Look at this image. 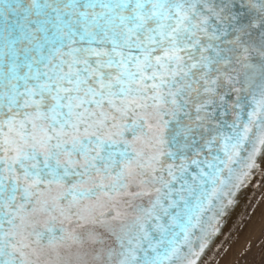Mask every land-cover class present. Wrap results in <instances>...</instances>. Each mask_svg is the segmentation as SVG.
I'll return each mask as SVG.
<instances>
[{"label":"snow or ice","instance_id":"snow-or-ice-1","mask_svg":"<svg viewBox=\"0 0 264 264\" xmlns=\"http://www.w3.org/2000/svg\"><path fill=\"white\" fill-rule=\"evenodd\" d=\"M264 181V0H0V264H198Z\"/></svg>","mask_w":264,"mask_h":264},{"label":"rangeland","instance_id":"rangeland-1","mask_svg":"<svg viewBox=\"0 0 264 264\" xmlns=\"http://www.w3.org/2000/svg\"><path fill=\"white\" fill-rule=\"evenodd\" d=\"M239 207L203 264H264V181L248 184Z\"/></svg>","mask_w":264,"mask_h":264},{"label":"water","instance_id":"water-1","mask_svg":"<svg viewBox=\"0 0 264 264\" xmlns=\"http://www.w3.org/2000/svg\"><path fill=\"white\" fill-rule=\"evenodd\" d=\"M247 185L240 191V193L238 194L237 198H236V204L235 206L230 210L228 216L223 220L221 221V224H220V234L219 236L222 234V232L224 231V229L226 228L227 224L229 223L230 221V218L235 210V208L238 206L240 200H241V197L243 195V192L245 191ZM219 236H217L214 241L211 243V245L204 251L203 255L200 257L199 261H198V264L204 259L205 255L207 254V252L212 248V246L216 243V241L218 240Z\"/></svg>","mask_w":264,"mask_h":264},{"label":"bare ground","instance_id":"bare-ground-1","mask_svg":"<svg viewBox=\"0 0 264 264\" xmlns=\"http://www.w3.org/2000/svg\"><path fill=\"white\" fill-rule=\"evenodd\" d=\"M247 187H248V185H247ZM247 187H246V188H247ZM245 194H246V189H245V191L243 192V195H242V197H241V200H240L238 206L235 208V210H234V212H233V214H232L230 220L232 219V217L235 215V213H236V212L238 211V209L240 208L239 206L241 205V203H242V201H243V198H244ZM229 222H230V221H229ZM228 224H229V223H228ZM228 224H227V226H228ZM227 226H226V227H227ZM225 229H226V228H225ZM225 229H224V230H225ZM223 232H224V231H223ZM223 232H222V234H223ZM222 234L219 236V238L222 236ZM219 238H218V239H219ZM217 241H218V240H217ZM217 241H216V242H217ZM215 244H216V243H215ZM215 244H214V245H215ZM214 245H213V246H214ZM213 246H212V247H213ZM211 249H212V248H211ZM211 249L207 252V254L205 255L204 259H205L206 256L209 254V252L211 251ZM204 259H203L199 264H203Z\"/></svg>","mask_w":264,"mask_h":264}]
</instances>
